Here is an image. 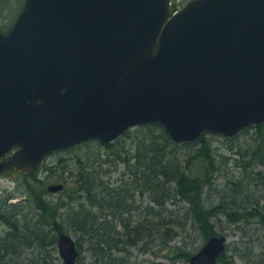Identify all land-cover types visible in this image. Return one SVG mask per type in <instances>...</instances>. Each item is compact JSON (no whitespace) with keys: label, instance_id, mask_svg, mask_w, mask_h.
Returning a JSON list of instances; mask_svg holds the SVG:
<instances>
[{"label":"water","instance_id":"obj_1","mask_svg":"<svg viewBox=\"0 0 264 264\" xmlns=\"http://www.w3.org/2000/svg\"><path fill=\"white\" fill-rule=\"evenodd\" d=\"M171 13V0H26L0 28V157L20 147L0 171L31 175L55 150L148 124L176 143L263 124L264 0H191ZM227 241L211 236L190 264H216ZM58 249L77 264L70 234Z\"/></svg>","mask_w":264,"mask_h":264},{"label":"trees","instance_id":"obj_2","mask_svg":"<svg viewBox=\"0 0 264 264\" xmlns=\"http://www.w3.org/2000/svg\"><path fill=\"white\" fill-rule=\"evenodd\" d=\"M17 3L23 6L24 0ZM10 7L9 0H0L3 18ZM246 134L248 142L240 144ZM263 134L264 124L223 137L226 145L238 148L234 169L214 149L217 134L176 143L160 124L130 129L110 143L89 140L56 150L97 147L76 155L75 168L63 157L53 167L45 162L47 156L32 176L23 175L18 201L0 199V225L7 228L0 234V264H55L62 232L76 240L77 264H189L199 250L188 241L196 230L203 242L214 234L240 235L217 264H238L234 257L264 264V170L256 167ZM119 164L124 169L114 180L110 173ZM42 169L48 179L65 184L59 196L48 191L49 180L38 174ZM178 237V244L169 245ZM158 238L168 262L135 254L158 255ZM25 249H32L31 256H23Z\"/></svg>","mask_w":264,"mask_h":264},{"label":"rangeland","instance_id":"obj_3","mask_svg":"<svg viewBox=\"0 0 264 264\" xmlns=\"http://www.w3.org/2000/svg\"><path fill=\"white\" fill-rule=\"evenodd\" d=\"M19 2V0H14V2H10V8L9 10H7L6 14L7 16H5L2 20V26L9 24L11 21L15 20L17 17V13L21 11V7L22 3H17ZM16 7V8H15ZM15 10V12H14ZM14 13V15H13ZM19 14V13H18ZM16 15V16H15ZM223 135H217L216 137H214V149L217 152H220L221 154H223L222 156H225L227 158L228 162V167L227 168H233V163H234V158L237 156L236 155V151L238 150V148H236L235 146L233 148L229 147L228 145H226L224 143V139H223ZM250 137H247V134L244 135L243 137L240 138V144H245L246 142H248L247 140ZM239 141V139H238ZM237 141V142H238ZM237 142H233L234 145ZM87 149H97L96 146H90L87 148H84L82 150L78 149V150H72L69 152H65V151H59L56 153H51L50 155H48V157L45 159L46 163H49V165H52L53 167L56 164L60 163L59 158L63 157L65 159L66 163H70V167L75 168V156L76 155H81L82 156L86 153L84 152ZM221 157V156H219ZM236 159V158H235ZM226 161V160H225ZM256 167L257 168H262L264 170V167L261 166V164L259 162L256 163ZM124 166L123 164H119L118 168H115V170L113 169V171H111V176H113L114 180H119L120 176H121V172L123 171ZM40 178H42V180H44L45 182L47 180H49V182L46 183V185L48 184H53L56 183V181H53L55 179H57V177H52L48 179V173H44L43 169L41 171L38 172ZM32 176V175H30ZM46 178V179H45ZM73 183V182H72ZM71 183V184H72ZM25 188V181H23V175H19L18 178L16 180H13L9 177H2L0 178V199L4 200L7 199L8 202H15L18 201L21 197H20V189L23 190ZM52 196H59V193H55V192H51ZM172 206V205H171ZM216 230L220 231V229L218 228V226L215 227ZM7 230L6 226L0 225V234L3 231V233ZM240 235L238 233H234L233 235H229V240L228 242L231 241H235V240H239ZM178 240H180V237L176 238V239H170L169 241V245H175L178 244ZM189 242H192L191 247L200 249V247L203 245V240L202 237H200V234L198 232V230H196L195 234H192L190 238H188ZM156 246H155V252L158 253V255H156L154 252H141L138 250H135V254L139 257V258H148L151 260H155V261H163V262H168V259H166V256L163 254L165 251V244L162 238H158L156 240ZM196 249V250H197ZM23 251V256H31L32 254V249H30L29 251L27 249L22 250ZM58 256L59 255V251L57 253ZM231 252H228V257H230ZM227 259V258H226ZM228 259H231L228 258ZM234 260L238 263V264H245V262L237 257H234ZM59 263V264H63L62 259L60 258V260H56L55 264Z\"/></svg>","mask_w":264,"mask_h":264},{"label":"flooded vegetation","instance_id":"obj_4","mask_svg":"<svg viewBox=\"0 0 264 264\" xmlns=\"http://www.w3.org/2000/svg\"><path fill=\"white\" fill-rule=\"evenodd\" d=\"M11 2H14V0H9ZM189 1L191 0H171V5H172V11L178 12L180 11ZM3 20V15L2 12H0V28L4 32H8L11 27L13 26L14 22L9 26L8 28L3 29L2 27V21ZM19 149L18 145H14L7 153H5L3 156L0 157V165L5 163L6 161L9 160V158ZM21 175V173L13 166H5L1 171H0V178L2 177H9L13 180H16L18 176Z\"/></svg>","mask_w":264,"mask_h":264}]
</instances>
